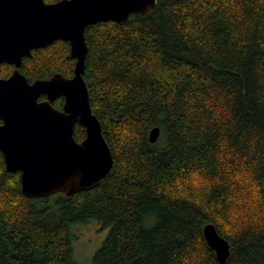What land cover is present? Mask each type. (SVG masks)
<instances>
[{
	"label": "trees",
	"instance_id": "16d2710c",
	"mask_svg": "<svg viewBox=\"0 0 264 264\" xmlns=\"http://www.w3.org/2000/svg\"><path fill=\"white\" fill-rule=\"evenodd\" d=\"M85 37L114 168L91 190L31 198L0 152V264H77L71 230L93 221L109 230L93 264H219L208 224L230 243L227 264H264V0H160ZM75 66L60 40L20 71L34 82ZM13 71L0 64V77Z\"/></svg>",
	"mask_w": 264,
	"mask_h": 264
},
{
	"label": "water",
	"instance_id": "95a60500",
	"mask_svg": "<svg viewBox=\"0 0 264 264\" xmlns=\"http://www.w3.org/2000/svg\"><path fill=\"white\" fill-rule=\"evenodd\" d=\"M160 0H0V64L15 66L9 79H0V152L8 172L21 173L22 193L31 198L58 193L73 196L101 185L114 168L103 126L93 113L84 78L89 47L87 27L100 22H128L145 15ZM70 43L76 60L74 76L56 74L31 83L20 72L23 59L56 41ZM45 96L46 99L40 101ZM65 98L63 110L53 103ZM77 124L86 130L75 138ZM161 134L156 127L149 140ZM219 264H227L230 243L213 224L203 230Z\"/></svg>",
	"mask_w": 264,
	"mask_h": 264
},
{
	"label": "rangeland",
	"instance_id": "374dc122",
	"mask_svg": "<svg viewBox=\"0 0 264 264\" xmlns=\"http://www.w3.org/2000/svg\"><path fill=\"white\" fill-rule=\"evenodd\" d=\"M109 230L98 221L72 228L73 260L77 264H93L96 252L102 247Z\"/></svg>",
	"mask_w": 264,
	"mask_h": 264
},
{
	"label": "flooded vegetation",
	"instance_id": "af4514ba",
	"mask_svg": "<svg viewBox=\"0 0 264 264\" xmlns=\"http://www.w3.org/2000/svg\"><path fill=\"white\" fill-rule=\"evenodd\" d=\"M24 60V59H23ZM4 64H8V63H4ZM9 65H11V66H13L14 67V71H15V66L14 65H12V64H9ZM23 65V64H22ZM22 68V67H21ZM21 68H20V70H21ZM14 71H13V73H14ZM21 72V71H20ZM13 73H12V75H13ZM11 75V76H12ZM24 75V74H23ZM10 76V77H11ZM10 77H8V78H2V77H0V79H4V80H6V79H9ZM36 81V80H35ZM31 83H33V82H31ZM60 98H64V97H60ZM60 98H58L57 100H59ZM46 99V97L45 96H42L41 98H40V101H43V100H45ZM56 100V101H57ZM55 101V102H56ZM54 102V103H55ZM64 102H65V98H64ZM54 103H53V105H54ZM63 106H64V104H63ZM58 109V108H57ZM59 110H63V107L61 108V109H59ZM3 122L0 120V124H2Z\"/></svg>",
	"mask_w": 264,
	"mask_h": 264
}]
</instances>
